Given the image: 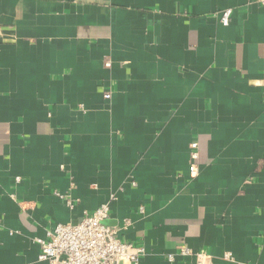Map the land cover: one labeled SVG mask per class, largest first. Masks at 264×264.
<instances>
[{
    "label": "crops",
    "instance_id": "crops-1",
    "mask_svg": "<svg viewBox=\"0 0 264 264\" xmlns=\"http://www.w3.org/2000/svg\"><path fill=\"white\" fill-rule=\"evenodd\" d=\"M104 203L139 264H264V5L0 0V264Z\"/></svg>",
    "mask_w": 264,
    "mask_h": 264
},
{
    "label": "built area",
    "instance_id": "built-area-1",
    "mask_svg": "<svg viewBox=\"0 0 264 264\" xmlns=\"http://www.w3.org/2000/svg\"><path fill=\"white\" fill-rule=\"evenodd\" d=\"M264 5V0H253ZM232 9L222 13L221 21L228 25L231 21ZM110 66V62L106 63ZM106 98L111 94L106 93ZM192 160L198 158V143L191 144ZM192 176L197 175L198 167L195 163L190 165ZM59 197L66 205L74 209L76 200L70 196L60 195ZM110 206L108 203L101 204L92 212H85L78 223L58 224L49 232L46 240H41L39 260L49 264H139L145 253V248L130 241H125L118 236L116 228L105 223L108 217ZM180 255L197 257L195 264H202L209 255L203 251L195 253L186 245L180 247ZM228 254L226 257H230ZM175 254L168 257L169 264L175 261Z\"/></svg>",
    "mask_w": 264,
    "mask_h": 264
}]
</instances>
